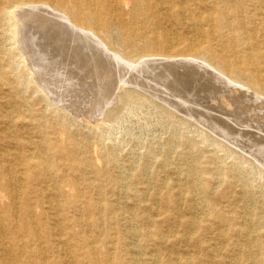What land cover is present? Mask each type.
<instances>
[{
	"label": "rangeland",
	"instance_id": "rangeland-1",
	"mask_svg": "<svg viewBox=\"0 0 264 264\" xmlns=\"http://www.w3.org/2000/svg\"><path fill=\"white\" fill-rule=\"evenodd\" d=\"M152 1L157 12L155 17L145 13L139 15L137 2L118 6L113 16L125 21L128 28L134 23V27L149 40H157V29L161 36L158 43H162V35L168 32L182 44L181 50L188 55L197 56L200 52L197 44L203 43L213 50V56L217 53L223 60L233 56L229 44L235 33L225 24L223 29H214L210 36V26L205 22L208 10L204 4L185 0H170L167 4ZM217 8L229 10L231 6L222 1ZM230 21L229 18L226 20ZM193 24L199 25L200 31L193 28ZM10 36L7 26H3L0 29V70L4 71L11 86L19 87L20 95L0 87V171L17 167L15 157L22 156L29 175L27 180H23L24 190L30 194L26 195L27 200L32 202L35 199V194L31 195L32 187L37 185L40 188L39 182L31 176L41 173L35 166L36 161L49 162L60 186L62 181H73L82 191L83 198L104 207L103 218L111 220L110 223H100L96 212H82L79 207L67 208L60 214L66 228L63 237L66 244L60 241L59 229L52 219L44 217L46 223L44 227L40 226L41 238L32 243L48 257L49 262L94 264L90 252L96 251L103 261L108 255H113L114 248L123 246L127 264H131L129 258L134 248L138 250L139 264H264V178L251 166L252 163L259 166L251 153L257 149L256 145L263 147L264 144H237L225 138L233 128L253 134L241 142L251 143L249 138L254 140L264 135L256 129L264 107L260 108L254 102L243 103V94L240 98L238 89L213 84L211 75L196 65L177 66L180 60L194 62L196 57L165 58L162 59L165 64H176L171 71L161 67L155 69L154 75L141 77V81L148 80L152 88L129 87L146 94L190 125L179 126L150 103H120L117 98L114 104L107 106L106 100L112 97L111 94L107 93L102 98L97 95L98 90L92 88L91 94L84 96L90 90L87 86L95 81L92 78L85 79L82 85L73 86L51 81L53 92L63 100L59 105L71 113L66 119L55 115L38 87L29 84L28 70ZM162 46L166 49L165 45ZM69 68L75 70V67H66ZM149 77L154 78V82ZM224 92L229 93L225 96ZM26 102L27 107L32 108L31 112L24 109ZM102 106L104 109L105 106L110 109L117 107V117L101 128H92L86 122L88 119L94 122ZM13 119L15 123L11 125ZM31 123L37 125L31 126ZM63 126L67 128L65 132ZM202 131L223 142L224 148L204 143L200 137ZM189 140L195 144L186 143ZM64 150L66 157L61 153ZM106 153L113 155L114 174L126 177L121 184L122 189L118 190L114 182L96 180L95 175L85 169L89 165L102 166ZM187 155L195 161L194 178L198 186L194 192H190L184 172ZM238 156L245 157L250 163H242ZM213 158L217 161L213 162ZM165 160L170 161L168 168L163 165ZM80 162H83L81 167L78 165ZM233 166H236V173L230 169ZM89 183L93 185L89 186ZM98 185L106 194L103 201L99 197L101 190L96 187ZM172 195H177L178 205H174ZM42 198L49 200L44 195ZM57 198L65 203L68 201L64 193ZM10 203L11 196L4 194L0 208ZM14 214L11 213V219ZM37 214H40V209ZM193 220L197 222L194 227L186 226ZM10 226L15 234H8V240L17 254L22 246H28L30 238L19 223L13 222ZM246 230H251L252 237L246 236Z\"/></svg>",
	"mask_w": 264,
	"mask_h": 264
},
{
	"label": "bare ground",
	"instance_id": "bare-ground-1",
	"mask_svg": "<svg viewBox=\"0 0 264 264\" xmlns=\"http://www.w3.org/2000/svg\"><path fill=\"white\" fill-rule=\"evenodd\" d=\"M159 1L162 4L171 2L170 0ZM185 1H196L207 7L208 15L205 22L210 26V31L208 32L210 36L213 34L214 29H223L225 24L235 33L229 44L233 56L229 57L227 60H223L217 53L213 56L211 53L213 50L209 47H205L203 43L197 44V48L200 50L197 56L188 55L181 50L182 44L178 43L168 32L162 35V43H158L157 41L161 36L158 35L157 29H155L157 40H149L144 33L139 32L134 27V23L128 28L125 21L118 20L113 16L117 11L118 6H130L132 3L137 2L139 15L145 13L146 15L152 14L153 17H155L157 12L152 0H0V29L6 25L8 31H10V39L14 42V45L19 52L18 56L22 58V63L28 70L27 77L29 84L38 87L37 89L43 93L48 107L52 109L55 115L60 117L63 116L66 119L69 118L71 113L65 111V108L59 105L63 100L53 92L52 84L60 81V83L63 82L61 84L82 85L85 83V79L92 78L95 80L93 81L95 83L92 82V84L87 86L90 90L88 89V91L84 93V96L91 94L92 89H97V95L102 98L107 93L111 94L110 96L112 97H108L106 100L107 106L114 104L117 98L120 103H131L134 101L150 103L168 118L174 119L179 126L190 125L185 119L178 118L163 106L153 102L146 94L135 88L129 87L135 85L137 88H140V86L143 89L152 88L149 84L150 82L148 80L145 82L141 81V77L147 74L154 75L155 69H160L161 67L167 71H171L176 64H165L162 60L165 58L167 60H172V58L188 59L196 57L195 60L201 62H197L194 59V62H187L188 60L186 59L187 61L185 62H180L181 60L177 62V66L184 65L194 67L196 65L198 68L202 69L204 73H209L211 75V79L215 82L213 84L219 86L225 85L228 89H238L239 94L241 92L240 96L243 94V103L254 102V105L256 103L257 106L263 108L264 0ZM222 1L228 3L231 8L229 10H219L217 4ZM214 14H218L219 16L215 17ZM228 18L231 20L230 22H226ZM193 28L200 31L199 25L197 24H193ZM202 34L205 35L204 33ZM162 45H165L166 49H164ZM27 55H29L28 58ZM29 58L30 60H28ZM70 66L75 67V70L70 68L66 69V67L68 68ZM91 73L92 75H90ZM150 80L154 82V78H151ZM51 81H53V83ZM57 84L59 85V83ZM11 85L12 84L6 80L5 73L1 69L0 87H6L7 90L14 92L16 95H20L19 87ZM73 90H75V88ZM222 91L224 90L222 89ZM82 92H84V90ZM152 95H154V92ZM210 98L211 97H209V99ZM240 98H242V96ZM234 99L236 98H233V100ZM49 100L52 101V103ZM240 100L239 102H241ZM258 101H260V103H257ZM17 102L20 103L19 100ZM27 103L28 102L23 104V107L26 111L31 112L32 108L29 106L27 107ZM107 106H105V109L103 106L101 110L99 108V114L97 113L98 115L94 122H91L92 120L88 119V122L86 123L92 126V128L95 127L98 129L105 125L106 122H111L117 117V107L110 109ZM15 111L18 112V109H15ZM10 123L13 125L15 123L14 119L11 120ZM35 125L37 124L31 123V126ZM258 125L259 126L256 129L264 134V113L262 114ZM230 128L232 129V127ZM66 129L67 128H64L63 126V132H65ZM247 135L252 136L253 134H251V132H245L233 128L230 134L225 135V138L231 142L235 141L237 144H264V135H261L259 138L256 136L257 139L254 140L249 138L251 143L241 142V139L247 138ZM200 137L204 143H211V145L214 144L218 148H224L223 142L214 139L204 131L200 132ZM186 143L191 145L195 144L193 140H189ZM169 144H173V142H170ZM255 147H257V149H255L254 152H252V150L251 154L253 155V158L258 161L260 167L253 163L251 166L258 175L264 178V146L259 147L256 145ZM191 149L194 151L192 147ZM61 153L64 157L65 150L61 151ZM193 156L194 154L192 157ZM239 156L238 159L242 163H250L245 157L239 158ZM21 157L22 156L20 155L15 157V162L18 163L17 167L12 166L0 171V203L4 201V194L8 193L11 196V203L5 208H0V264H50L51 262H49L48 257L42 255L43 253L41 254V250L34 248V244L32 243V241L41 238L39 235L40 226L44 227V223H46L43 221L44 217L49 216V219L51 218L53 223L57 226V229H59L58 231L60 232V241L62 243H66L63 238L66 228L60 214L67 208L74 209L79 207L82 212H96L101 221L100 223H110L111 220L103 218L102 215L106 212L104 207H101L99 204L90 203L83 198L84 195L82 191L76 187L73 181H62V185L60 186L57 181H55V174L51 163L46 161H36L35 166L40 168L41 173L31 176L32 179L39 182L40 188H38L37 185L34 188L32 187L31 195L32 193L35 194V199L32 202L27 200L26 197L30 194H27V191L24 190L25 186L23 185V180H27L29 175L27 172L28 170L22 163ZM192 157L187 155V160L184 162V172L187 174L186 181L190 192H194L198 186L197 181L194 178V176H196L194 175L196 167L195 161ZM216 161L217 159L213 158V162ZM113 164V155L106 153L103 156L102 166L89 165L88 168L86 167L85 169L89 170L88 172L90 173L92 172L98 181L100 180L107 183L114 182L119 190L121 187L123 188L121 184L126 177L120 173L115 175L112 169ZM78 165L80 167L83 166V162H80ZM163 165L165 168H168L170 161L165 160ZM235 167L236 166L230 168L231 171H233L232 173L237 172ZM88 185L90 186L93 184L89 183ZM96 187L100 189L99 185ZM64 188H66V190ZM100 190L99 197L100 200L103 201L106 194L102 189ZM40 191H42V196L44 195L45 198H49L48 201H44L39 194ZM22 192L24 193L22 194ZM63 193L68 197L66 203L57 198L61 197ZM172 196L175 198L173 201L174 205H178L179 201L177 200V195ZM53 197L55 199H53ZM38 209H40V214H37ZM12 212L15 213L13 219H11ZM13 222L19 223L21 229L28 233L30 238L28 246H22L17 254L14 253L16 249L13 248L11 242L8 240V234H15L13 227L10 226ZM196 224V220H193L187 222L186 226L194 227ZM72 225H75V223ZM251 233V230H246L245 232L247 237H252ZM114 251L113 255H108L103 261H100L96 251H92L90 254L93 257L94 264H127L125 261L127 258L124 255L125 248L120 246L114 248ZM131 254L132 256L129 258L131 264H139L137 259L138 250L136 248L132 249ZM57 261L58 262L54 261L53 264H63L60 260Z\"/></svg>",
	"mask_w": 264,
	"mask_h": 264
}]
</instances>
